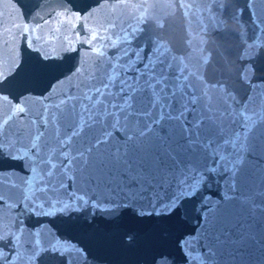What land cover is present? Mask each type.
<instances>
[{
    "label": "snow or ice",
    "instance_id": "1",
    "mask_svg": "<svg viewBox=\"0 0 264 264\" xmlns=\"http://www.w3.org/2000/svg\"><path fill=\"white\" fill-rule=\"evenodd\" d=\"M249 2L253 7L264 5V0ZM53 3L56 7L45 23L62 20L72 25L95 15L73 13L68 7L71 0ZM17 19L12 14L5 19L0 11V41L12 54L6 71L0 58V103L8 105L6 116H0V264H47L50 259L77 264L78 256L88 264L87 250L79 241L58 232H49L42 240L41 225L28 222L33 217L51 219L93 209L106 220L125 212L171 217L181 214L197 194L202 212L196 228L177 241L180 258L184 264H236L249 243H256L257 234L250 227L255 216L249 211V219H236L224 205L214 207L212 197L217 193L211 192V185L219 188L224 181L232 195L220 199L234 201L253 162L264 174V119L242 115L229 134H222L170 68L134 48L131 29L117 35L111 21L83 36L76 32V42L98 57L100 70L87 73L58 102L33 116L24 101L31 92L12 91L27 72L26 62L16 55L17 40L37 53L41 65L57 57L42 51L44 45L35 48L36 28ZM69 50L76 49L69 45ZM80 72L77 64L54 83L71 81ZM52 87L49 84L40 95L46 96ZM51 100L48 97L45 103ZM256 196L252 208L260 215L256 229L264 246V179ZM229 218L231 227L221 226ZM151 264L176 261L171 253L160 251Z\"/></svg>",
    "mask_w": 264,
    "mask_h": 264
},
{
    "label": "water",
    "instance_id": "2",
    "mask_svg": "<svg viewBox=\"0 0 264 264\" xmlns=\"http://www.w3.org/2000/svg\"><path fill=\"white\" fill-rule=\"evenodd\" d=\"M101 3L106 6H100ZM53 7H56L53 0H2L0 3L5 19L12 14L18 17L17 23L27 20L36 28L33 38L39 37V40L35 48L44 45L42 51L57 57L41 65L37 53L24 48L17 40L16 55L26 62L27 72L21 74L12 91L31 92L24 101L33 116L58 102L87 73L100 70L98 57L88 51L87 45L76 42V32L83 36L86 30L111 21L117 25L113 29L117 35L124 28L131 29L135 34L132 46L170 68L196 107L222 134H229L233 122L242 115L249 120L264 119V23L261 22L264 5L257 3L253 7L249 0H71L68 7L73 13L84 17L95 12L87 19L73 21L74 30L62 20L45 23L44 18ZM69 45L76 50H69ZM11 55L10 48L3 47L0 41L5 71ZM77 64L81 69L79 77L54 83ZM49 84H53L51 91L46 96L40 95ZM48 97L52 100L46 104ZM7 113L8 105L0 103V116ZM262 179L264 174L257 162H253L234 201L220 199L232 195L224 187V181L219 182V188L211 185V192L217 193L212 197L214 207L224 205L236 219H249V211L255 216L250 227L257 234L256 243H249L236 264H264V246L259 243L256 229L260 215L252 208L258 201L256 192ZM200 195L194 196L181 214L171 217H137L125 212L106 220L103 213L93 209L91 213L74 210L69 215L65 212L51 219L33 217L28 222L41 225L42 240L49 232H58L65 239L79 241L87 250L88 264H151L153 256L160 251L171 253L176 264H184L177 241L196 228L203 206ZM221 226L230 228L231 219L222 221ZM47 264L57 262L50 259ZM77 264H84V258L78 256Z\"/></svg>",
    "mask_w": 264,
    "mask_h": 264
}]
</instances>
